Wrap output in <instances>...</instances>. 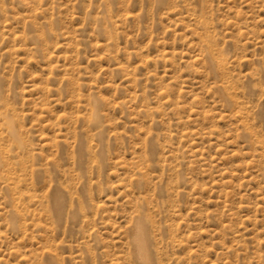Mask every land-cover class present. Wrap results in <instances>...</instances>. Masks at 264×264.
Here are the masks:
<instances>
[{"label":"rangeland","instance_id":"374dc122","mask_svg":"<svg viewBox=\"0 0 264 264\" xmlns=\"http://www.w3.org/2000/svg\"><path fill=\"white\" fill-rule=\"evenodd\" d=\"M0 264H264V0H0Z\"/></svg>","mask_w":264,"mask_h":264},{"label":"bare ground","instance_id":"6f19581e","mask_svg":"<svg viewBox=\"0 0 264 264\" xmlns=\"http://www.w3.org/2000/svg\"><path fill=\"white\" fill-rule=\"evenodd\" d=\"M138 233H139V232H138ZM138 233H137V234H138ZM139 236H140V234L138 235V238H139ZM135 237H136V236H135ZM138 238H136V240H138ZM140 239H141V238H140ZM140 239H139V240H140ZM140 241H142V240H140ZM140 241H136V245H137V242H140ZM140 245L142 246V243H141ZM140 245H138V246H139V249H140ZM142 248H143V246H142ZM142 248H141V249H142ZM143 249H144V248H143ZM143 249H142V250H143ZM138 252H139V250H138ZM140 252H142V251H140Z\"/></svg>","mask_w":264,"mask_h":264}]
</instances>
